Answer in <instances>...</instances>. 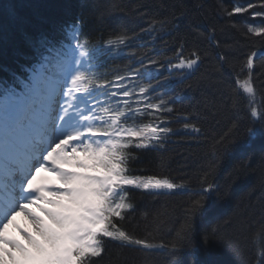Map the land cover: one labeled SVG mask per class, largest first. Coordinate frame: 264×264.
<instances>
[{"label":"snow or ice","instance_id":"obj_1","mask_svg":"<svg viewBox=\"0 0 264 264\" xmlns=\"http://www.w3.org/2000/svg\"><path fill=\"white\" fill-rule=\"evenodd\" d=\"M85 6L101 23L120 8L99 2ZM5 11L13 23L18 21L14 6ZM216 11L243 38H259L262 47L247 52L243 59L232 54V45H225L211 78L233 108H239L242 100L246 103L249 123L245 134L264 137V85L255 86L253 71L257 60L264 70V0L234 2L230 7L217 0ZM244 14L248 20L234 19ZM191 17L192 10L183 5L174 6L163 17L153 15L141 33H179L183 20L189 19L187 31L174 44L163 42L171 55L160 60L147 49L131 51L139 66L128 64L111 75L101 71V57L131 49L140 35L123 23L95 41L83 30V17L28 37L30 58L27 67L20 65L23 80L15 72L8 80H0V264H99L109 255V243L121 251L135 248L144 253L142 264H160L155 257L161 252L164 264H183V252L192 247L195 222L201 218L215 222L209 215L207 196L226 194L209 177L231 155L237 124H231L212 145V159L202 170L198 190L171 240L154 242L151 231L138 237L126 223L136 212L132 189L153 194L186 189L185 184L166 176L136 174L131 165L141 151L165 147L176 134L172 124L177 118L183 129L194 134L202 131L191 114L176 109L175 97L160 91L174 76L186 80L202 62L199 48L186 50L189 35L221 47L217 26L210 24L205 33ZM257 18L259 23L250 22ZM157 69H165L167 75L158 78ZM186 86L192 88V84ZM203 105L206 110L216 106L210 98ZM260 164L264 167V151ZM250 166L245 158L229 176L238 179ZM18 215L31 224L29 230L17 226L26 243L9 232ZM215 223L200 233L205 246L218 244L230 255L231 264H264V247L251 258L240 240ZM230 225L229 220L225 227ZM248 226L264 234V207Z\"/></svg>","mask_w":264,"mask_h":264},{"label":"trees","instance_id":"obj_2","mask_svg":"<svg viewBox=\"0 0 264 264\" xmlns=\"http://www.w3.org/2000/svg\"><path fill=\"white\" fill-rule=\"evenodd\" d=\"M233 0H223L225 6H231ZM93 2L111 3L119 5L104 22L91 13L89 5ZM0 0V80H8L15 72H21L20 65L27 67L30 58L28 37L38 32H50L66 23L73 22L77 17H83L86 30L94 41L101 35L107 37L117 24L123 23L133 32L139 33L137 39L132 41L131 49L117 52L111 69L106 72L110 75L112 70H123L125 65L138 67V63L131 57V51L143 52L147 49L151 55L163 60L171 51L165 47L164 41L175 43L176 38L187 31L189 19L186 18L180 25V32H170L148 35L141 33L146 28L153 15L161 17L168 14L174 6L183 5L192 10V19L200 24L201 31L207 32L210 24L218 28L216 39L221 42L217 48L203 37L189 35L187 49L199 48L202 53V62L195 72L187 74V79L179 76L170 79V84L160 91H168V96L175 97L176 109L181 113L191 114L192 122L198 123L202 131L199 134L185 130L179 119H175L172 126L176 134L170 137L163 149L145 150L139 153V159L131 167L136 174H156L169 177L176 182L186 185L185 190L175 192L165 191L163 194H153L150 191L132 189V196L136 204L134 216L126 223V227L138 237L147 235L151 231L156 238L154 242L171 240L175 236L173 229L178 228V221L182 223V216L188 207L189 201L198 190V182L203 169L207 168L212 159V145L216 138L223 135L231 124L238 125L239 131L236 142L232 145L231 155L227 157L216 173L209 178L221 185L226 194L211 193L206 198L209 215L214 217L222 230L235 239L241 241L247 250V255L255 257L256 251L264 247V234L256 232L254 227L248 225L260 216L264 207V167H261L260 157L264 151V137H249L245 134V126L249 123V114L246 103L242 100L239 108H233L226 96L222 95L214 79L211 78L214 67L218 64V53L224 51L225 45L233 46V55L243 59L244 54L262 47L258 37L243 38L239 32L227 26V20L216 11L217 0ZM14 6L18 21L13 23L5 9ZM243 21V16L234 17ZM223 28V31H219ZM115 71V72H117ZM158 78L167 75L165 69H157ZM225 73L228 70L225 69ZM255 85L259 89L264 85V70L258 61ZM23 78L22 76H19ZM235 87V81L226 75ZM192 84V88L186 85ZM168 98V97H166ZM205 98L215 102V109L206 110L203 105ZM260 100V97H258ZM254 119V118H253ZM248 158L251 166L238 179H232L229 172L238 166L242 160ZM143 170V171H140ZM147 213V216L144 215ZM231 225L225 227L228 221ZM215 222L198 219L194 228L192 247L183 252V264H231L228 252L215 242L207 246L202 242L200 235ZM109 255L103 257L99 264H142L144 253L135 248H126L122 251L109 243ZM160 264H164L165 254H156Z\"/></svg>","mask_w":264,"mask_h":264},{"label":"rangeland","instance_id":"obj_3","mask_svg":"<svg viewBox=\"0 0 264 264\" xmlns=\"http://www.w3.org/2000/svg\"><path fill=\"white\" fill-rule=\"evenodd\" d=\"M206 1L207 0H204L205 3H206ZM238 1H240V0H238ZM204 2H203V4H204ZM231 3L233 4L234 2H231ZM246 16H247V14H244L243 18ZM17 226L23 227L26 230H29V229H31V224L29 223V221L26 219V217L24 215H18L17 218H15L13 225L10 226V228H9V232L11 235L15 236L17 239H20L22 243H26L24 237L17 230Z\"/></svg>","mask_w":264,"mask_h":264}]
</instances>
